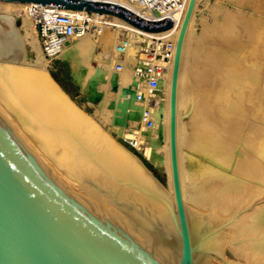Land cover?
Wrapping results in <instances>:
<instances>
[{"label": "bare ground", "instance_id": "obj_1", "mask_svg": "<svg viewBox=\"0 0 264 264\" xmlns=\"http://www.w3.org/2000/svg\"><path fill=\"white\" fill-rule=\"evenodd\" d=\"M197 1L195 0L194 9ZM31 4L0 0V18L10 24L9 29H0V111L4 113L5 119L12 127L16 126L19 131L17 133H20L23 140L64 182H66L65 178L69 179L70 185L74 188L73 184L85 188L84 190L79 188V191L108 203L107 198L97 192L93 186L101 187L107 193L114 192L128 199L151 218L169 221L163 206L136 193L132 188L118 186L106 176L92 158H98L107 163L120 177L131 178L174 203L169 160V94L176 40L188 0H185L183 10L175 13L174 24L164 30H144L118 16L93 12L92 19L97 27L89 33L97 37V41L99 40L98 42L105 50H109L112 47V38L115 36L120 38L122 34L120 29L127 28L129 30L127 41L123 40L114 49L118 51L124 48L126 57L129 53H134L135 48L139 46L138 43L144 41V37L153 39H149V45L155 41L165 44V38H170L168 43L170 57L166 61V70L161 74V83L159 79L157 85L149 92L155 99V104L151 108L152 120L148 124L141 122V131L135 138L136 146L140 139H147L146 156L156 162L157 169L161 165L164 166L166 171L164 188L135 155L115 142L92 117L75 106L52 80L42 66V54L36 39L37 31L29 12ZM132 8L140 14H148L139 5H134ZM58 10L68 11L64 8H58ZM68 12L74 13L79 18L84 15V10ZM17 16L20 22L19 28L14 25V18ZM193 16L192 13L183 42L177 89V156L181 194L188 220L218 202L263 199L264 197V96L259 95L253 101L255 104L253 112L252 110L250 113L245 112L243 105L240 109V105L237 104V113H234L232 117L226 113L227 120L231 122L228 128L224 126L225 113L221 114L220 111L223 110H217L215 107L218 102L215 96L207 95L206 101L204 99L199 101L197 105V111L200 114L197 118L199 119L198 140L193 142L190 158L186 161L187 169L182 162L181 129L183 128L180 123V109L184 103L181 95L183 81H185L183 59ZM108 17L112 21H108ZM108 26L117 27L114 30L116 32L114 37L109 32ZM78 39L65 46L61 54L95 50L94 44L84 45L85 42L81 43ZM27 48L35 54L33 62L26 58ZM87 54L91 56L90 52ZM140 56L144 55L140 54ZM98 75L103 78L106 73L99 72ZM131 80L132 75L128 71L107 77V83L120 90L114 97L115 105L111 102L110 106L114 105V108H117L118 117L115 113L114 117L122 120L123 122L119 121L122 123H126L127 118H140L139 120L142 121L141 109L145 102L138 103L127 89V84ZM142 91L146 95L148 90L144 86ZM92 95L96 100L101 97V93L97 90L92 91ZM245 117L252 121H246ZM116 122L118 121H114ZM160 149L163 150V154ZM76 189L78 190V187ZM235 237L258 238L243 241L240 249L244 254L264 261V207L247 225L235 232Z\"/></svg>", "mask_w": 264, "mask_h": 264}, {"label": "water", "instance_id": "obj_2", "mask_svg": "<svg viewBox=\"0 0 264 264\" xmlns=\"http://www.w3.org/2000/svg\"><path fill=\"white\" fill-rule=\"evenodd\" d=\"M1 1L115 15L148 31L173 24L168 16L148 20L98 0ZM194 5L195 0H188L170 82L168 136L174 203L92 158L118 186L132 188L163 206L169 221L153 219L128 199L101 187L93 186L108 203L67 185L0 113V264H264L240 249L243 241L258 238L235 237L262 210L264 199L218 202L187 219L177 156V89Z\"/></svg>", "mask_w": 264, "mask_h": 264}, {"label": "rangeland", "instance_id": "obj_3", "mask_svg": "<svg viewBox=\"0 0 264 264\" xmlns=\"http://www.w3.org/2000/svg\"><path fill=\"white\" fill-rule=\"evenodd\" d=\"M193 15L189 29L190 36H188L185 46V60L183 59L185 81H183L181 95L184 98H182L184 103L180 109V123L183 128L181 129V151L183 150L182 162L185 169H187L186 161L190 158L193 142L198 140L199 119L197 118L200 114H198L197 105L199 101L202 99L206 101L207 95L215 96L219 102L215 104V107L217 110H223L220 111L221 114L225 113L224 126L228 128L231 122L227 120L226 115L232 117L234 113H237V104L240 105V109L243 107V111L250 113L255 108L253 101L259 95L264 96V0H198ZM107 20L112 21L110 17ZM19 24L17 16L14 18V25L19 28ZM108 27L113 30H109V32L114 37L116 33L114 30L117 27ZM9 28V22L0 18V29L7 30ZM94 29L95 27H91L86 32L87 35L84 34L85 37L78 41L85 42L84 45L94 44L95 50L90 49V51L85 50L74 54L63 52L52 60L44 57L41 42L36 35L38 49L41 50L39 51L43 59L42 66L73 104L92 117L115 142L135 155L151 176H154L153 178L158 184L164 188L166 171L162 165L157 169L156 162L146 156L147 139H140L138 145L135 144V138L141 131L140 118H127L126 123H122V120L114 117V113L118 117V110L114 108L116 103L114 97L119 94L120 90L107 83V77L112 74H120L123 71H128L131 74L129 69L136 63L140 47L147 45L150 38L143 36L144 41L139 42L134 53H129L126 57L125 54L114 49L123 40L127 41L126 37L129 32L127 28L126 30L120 29L122 33L120 38L117 37V39L116 36L112 38V47L109 50L103 48L98 42L99 40L97 41V37L89 35L90 31ZM169 41V37L165 38V44H168ZM66 49L65 52L69 50ZM89 52L91 56L87 54ZM25 55L29 61L35 60V54L31 49L27 48ZM119 62L124 64V68L120 72L116 71V64ZM164 64L166 65V62ZM99 72L106 73V75L100 78ZM262 85L263 87H261ZM93 88L101 93L99 100H96L92 95V91H95ZM111 102H114L112 107L110 106ZM0 113L3 112L0 111ZM2 116H5L4 113ZM116 120L118 126L114 123ZM245 120H250V118L245 117ZM17 132L19 131L17 130ZM189 139H191L190 142ZM160 152L163 154V150L160 149ZM65 181L68 182H65L67 185L71 186L69 179L65 178ZM73 185L75 188L71 186L72 188L78 187L79 190V186ZM93 198L96 199L94 196Z\"/></svg>", "mask_w": 264, "mask_h": 264}, {"label": "built area", "instance_id": "obj_4", "mask_svg": "<svg viewBox=\"0 0 264 264\" xmlns=\"http://www.w3.org/2000/svg\"><path fill=\"white\" fill-rule=\"evenodd\" d=\"M118 4L138 16L148 20H159L164 17H170L175 22L174 15L177 11L183 10L185 0H98ZM139 5L147 12V15L136 12L132 7ZM68 11H73L68 9ZM61 12L56 5L32 3L29 12L32 17L34 27L37 31V37L41 42L43 55L48 60L54 59L61 54L65 46L74 42L76 39L86 34L91 27H97L93 22V12L85 11L79 18L71 12ZM107 15V14H106ZM172 24V25H173ZM94 29V30H95ZM100 30V28H99ZM170 44H161L152 42L140 47L139 56L136 63L129 69L132 74V80L127 84L135 100L142 104L141 120L148 124L151 122V108L155 104V99L149 93L158 83L164 64L170 57L168 48ZM121 54L125 49L118 50ZM144 55V56H140ZM124 68L123 62L116 64V71L120 72ZM147 88V94L142 91V87Z\"/></svg>", "mask_w": 264, "mask_h": 264}]
</instances>
